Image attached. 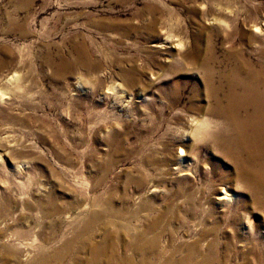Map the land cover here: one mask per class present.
Returning <instances> with one entry per match:
<instances>
[{"label":"rangeland","instance_id":"1","mask_svg":"<svg viewBox=\"0 0 264 264\" xmlns=\"http://www.w3.org/2000/svg\"><path fill=\"white\" fill-rule=\"evenodd\" d=\"M261 52L264 0H0V264H264L216 111Z\"/></svg>","mask_w":264,"mask_h":264},{"label":"bare ground","instance_id":"2","mask_svg":"<svg viewBox=\"0 0 264 264\" xmlns=\"http://www.w3.org/2000/svg\"><path fill=\"white\" fill-rule=\"evenodd\" d=\"M264 57V52H261ZM15 76V75H14ZM14 76L10 79H13ZM16 77V76H15ZM4 92L0 90V94ZM217 112L227 116L234 130L233 144L238 150L239 174L247 180L260 199L264 198V64L255 63L241 55L236 56L235 68L226 93V102ZM198 123V121H196ZM201 125V124H200ZM248 184V183H247ZM229 194L224 191L225 198ZM67 245V244H66ZM130 248L136 246V241L129 242ZM137 250H141L138 249ZM135 252V251H134ZM139 252V251H138ZM151 253V252H150ZM149 254L142 252L139 259L123 255L118 264H150ZM79 260V259H78ZM91 260L90 264H94ZM192 252L184 255V260L168 259L166 264H198L191 261ZM202 264V263H201Z\"/></svg>","mask_w":264,"mask_h":264},{"label":"snow or ice","instance_id":"3","mask_svg":"<svg viewBox=\"0 0 264 264\" xmlns=\"http://www.w3.org/2000/svg\"><path fill=\"white\" fill-rule=\"evenodd\" d=\"M257 31H259V29H257Z\"/></svg>","mask_w":264,"mask_h":264}]
</instances>
